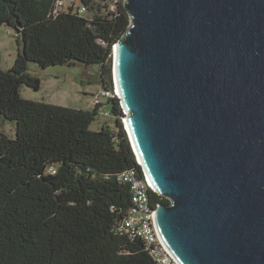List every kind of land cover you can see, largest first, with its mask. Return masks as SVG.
I'll return each mask as SVG.
<instances>
[{
    "label": "water",
    "instance_id": "water-1",
    "mask_svg": "<svg viewBox=\"0 0 264 264\" xmlns=\"http://www.w3.org/2000/svg\"><path fill=\"white\" fill-rule=\"evenodd\" d=\"M113 75L180 264H264V0H124Z\"/></svg>",
    "mask_w": 264,
    "mask_h": 264
},
{
    "label": "trees",
    "instance_id": "trees-1",
    "mask_svg": "<svg viewBox=\"0 0 264 264\" xmlns=\"http://www.w3.org/2000/svg\"><path fill=\"white\" fill-rule=\"evenodd\" d=\"M79 1L0 0V26L21 45L14 65L0 68V116L16 124L14 138L0 131V264H157L140 237L119 230L134 205L121 175L143 176L120 97L107 98L115 127L92 130L102 98L78 109L21 95L23 85L40 87L31 62L97 65L113 90V49L130 15L124 0ZM151 202L170 201L151 192Z\"/></svg>",
    "mask_w": 264,
    "mask_h": 264
},
{
    "label": "rangeland",
    "instance_id": "rangeland-1",
    "mask_svg": "<svg viewBox=\"0 0 264 264\" xmlns=\"http://www.w3.org/2000/svg\"><path fill=\"white\" fill-rule=\"evenodd\" d=\"M73 2L76 6L82 5L79 0H66L64 8ZM96 12L94 10L86 14L92 16ZM20 46L16 30L7 25L0 26V68L8 70L14 65ZM29 72L40 79V87L35 90L23 85L21 95L24 98L78 109H92L96 105V100L102 98L104 103L100 110L102 114L91 124V129L98 130L103 124L115 127V118L107 116V112L111 109V105L107 103V98L117 95L115 93V81L111 94L104 91L105 89H103L99 79V66H86L76 63L42 68L31 62ZM103 92H106L105 95ZM0 131L14 138L16 136V124L0 116Z\"/></svg>",
    "mask_w": 264,
    "mask_h": 264
},
{
    "label": "built area",
    "instance_id": "built-area-1",
    "mask_svg": "<svg viewBox=\"0 0 264 264\" xmlns=\"http://www.w3.org/2000/svg\"><path fill=\"white\" fill-rule=\"evenodd\" d=\"M58 3L63 6L64 0H58ZM85 9L86 7L83 6L80 8L81 11ZM106 92L110 93L109 91ZM106 92H103V95ZM115 93L118 95L117 88ZM99 101L100 99H97L96 103ZM121 180L130 184L134 205L120 226V232L134 238L140 237L157 264H180L157 231L155 222L157 206L151 202V192L157 191L150 184L144 168L143 176L138 174L135 169H129L122 173Z\"/></svg>",
    "mask_w": 264,
    "mask_h": 264
}]
</instances>
